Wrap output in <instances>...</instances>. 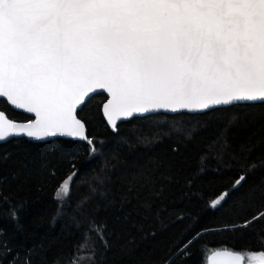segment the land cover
<instances>
[{"label": "snow or ice", "instance_id": "1", "mask_svg": "<svg viewBox=\"0 0 264 264\" xmlns=\"http://www.w3.org/2000/svg\"><path fill=\"white\" fill-rule=\"evenodd\" d=\"M98 90L110 94L102 112L114 132L118 121L160 110L203 112L264 102V0H0V97L35 114L27 122H13L0 111V143L70 137L86 141L89 154H96L99 149L77 109L83 111ZM75 174L55 192L58 215ZM244 180L239 176L233 187ZM164 191L157 188L149 195L162 198ZM227 196L223 193L209 207L220 206ZM3 200L9 204L3 218L15 231L22 230V205ZM129 203L121 198L118 208ZM86 205L87 198L78 205L81 214ZM145 207L150 210L151 205ZM261 217L264 211L224 230L248 228ZM107 229L106 223L90 219L85 234L100 235L107 249L110 244L102 235ZM6 236L0 227V249L7 246ZM192 242L177 256H190L186 250ZM79 249L67 264H95L94 244L87 256H80ZM33 253L39 254L35 247L26 251L23 264H32ZM248 260L264 264V251L249 254ZM244 261L239 252H212L211 264ZM53 264H62L61 257Z\"/></svg>", "mask_w": 264, "mask_h": 264}, {"label": "trees", "instance_id": "2", "mask_svg": "<svg viewBox=\"0 0 264 264\" xmlns=\"http://www.w3.org/2000/svg\"><path fill=\"white\" fill-rule=\"evenodd\" d=\"M106 100L96 95L78 112L99 149L94 155L88 143L62 139L0 145V227L8 242L0 249L7 253L0 256L2 264H23L33 247L39 254L33 253L32 264H53L58 256L67 264L77 246L79 255L87 256L93 244L95 264H206L215 250L245 258L264 251V217L248 228L224 230L264 211V103L135 118L114 133L101 112ZM0 110L13 121L31 120L5 101ZM73 172L70 195L58 215L55 192ZM241 175L245 180L233 187ZM161 187L162 198L150 197V190ZM225 192L220 206L209 207ZM3 197L22 205V230L3 218L9 208ZM85 198L81 214L78 205ZM121 198L131 200L122 210ZM90 219L107 224L102 234L107 249L100 235L85 234ZM189 240L191 255L177 256Z\"/></svg>", "mask_w": 264, "mask_h": 264}, {"label": "water", "instance_id": "3", "mask_svg": "<svg viewBox=\"0 0 264 264\" xmlns=\"http://www.w3.org/2000/svg\"><path fill=\"white\" fill-rule=\"evenodd\" d=\"M100 94H103L106 96L107 100L110 99V94L104 92L103 90H98V94H92V98L96 95H100ZM107 100L105 101V103L107 102ZM0 101H5L9 107L16 111V112H19V113H23L29 117H31L32 119L35 118V114L34 113H27L25 110L23 109H16L15 106L11 105L9 102H7L6 98H3V97H0ZM89 100L86 101V103L88 102ZM85 103V104H86ZM261 103H264V102H255V103H237V104H233V105H228V106H215L209 110H205L203 112H188L187 110H183L179 113H172V112H167V111H164V110H160L159 112L157 113H152V114H145L144 116H135L129 120H122V121H118L117 122V128L118 126L121 124V123H126V122H129L135 118H144V117H147V116H151V115H156V114H164V115H179V114H189V115H198V114H205V113H208V112H211L213 110H217V109H223V108H228V107H231V106H236V105H254V104H261ZM83 107V106H82ZM80 108L77 109V118L79 119L78 117V112H79ZM1 111V110H0ZM101 112H102V109H101ZM5 113V112H4ZM5 115L7 116V114L5 113ZM102 115H103V118L105 120V123L106 125L109 127V129L114 132L111 127L109 126L107 120H106V117L104 116L103 112H102ZM10 119V118H9ZM13 121V120H12ZM13 122H17V121H13ZM83 122V121H82ZM84 123V122H83ZM86 127V125H85ZM117 131H115L114 133H116ZM86 134L88 135V130H87V127H86ZM21 139H26L28 140L29 142H32V143H36V144H43V143H48V142H51V141H54V140H58V139H62V140H67V141H73V142H80V143H87L86 141H82V140H79L78 138H70V137H53V138H49L48 140L46 141H35V140H30V139H27V138H21ZM12 140H15V139H10L8 142L12 141ZM6 142V143H8ZM6 143H0V145L2 144H6ZM230 251V250H228ZM211 257H212V253L208 256V259H207V264H211ZM245 262V261H244Z\"/></svg>", "mask_w": 264, "mask_h": 264}, {"label": "rangeland", "instance_id": "4", "mask_svg": "<svg viewBox=\"0 0 264 264\" xmlns=\"http://www.w3.org/2000/svg\"><path fill=\"white\" fill-rule=\"evenodd\" d=\"M248 255H249V254L246 255V258H245V262H244V264H250V262H249V260H248ZM207 259H208V258H207ZM206 264H207V262H206Z\"/></svg>", "mask_w": 264, "mask_h": 264}, {"label": "flooded vegetation", "instance_id": "5", "mask_svg": "<svg viewBox=\"0 0 264 264\" xmlns=\"http://www.w3.org/2000/svg\"><path fill=\"white\" fill-rule=\"evenodd\" d=\"M31 120H32V118H31Z\"/></svg>", "mask_w": 264, "mask_h": 264}]
</instances>
